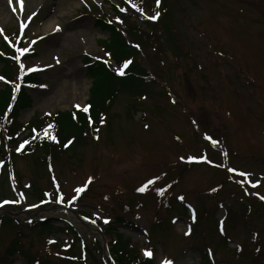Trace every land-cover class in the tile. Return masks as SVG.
<instances>
[{
    "label": "rangeland",
    "instance_id": "374dc122",
    "mask_svg": "<svg viewBox=\"0 0 264 264\" xmlns=\"http://www.w3.org/2000/svg\"><path fill=\"white\" fill-rule=\"evenodd\" d=\"M157 11L156 22L145 18ZM120 14L143 34L126 38L148 79L138 93L115 96L95 134L58 161L17 156L0 170V264H85L83 241L108 264L115 232L140 258L150 250L152 264H264V0H0V58L16 54L8 69L0 61V77L11 69L29 99L18 123L84 108L86 60L118 68L96 19L119 28ZM18 29L23 54L10 41ZM5 85L3 77L0 92ZM39 191L45 205H37ZM72 245L80 257L69 262Z\"/></svg>",
    "mask_w": 264,
    "mask_h": 264
},
{
    "label": "trees",
    "instance_id": "16d2710c",
    "mask_svg": "<svg viewBox=\"0 0 264 264\" xmlns=\"http://www.w3.org/2000/svg\"><path fill=\"white\" fill-rule=\"evenodd\" d=\"M115 10V9H114ZM116 11V10H115ZM114 11V12H115ZM116 13V12H115ZM165 14V12H164ZM122 22H120L119 28L107 23L103 18H97L98 26L107 31L109 34V41L105 43V49L110 53L111 57L117 64H121L125 60H130L131 65L123 76H117L109 65L103 64L100 61L90 63L89 59L86 60L89 77L91 78V87L89 89V97L87 105L89 111L72 110L65 113H56L48 118H33L27 125L29 134L26 139L29 141L24 150L15 154L11 152V148L16 145L17 139L21 134V125L17 121L18 111L29 106V99L26 96L24 90L20 88L16 96H13L15 91V84L12 82L13 73L7 70V73H3V77L8 81V85L4 86L3 91L0 92V159L7 162L13 161V159L19 155L23 157L30 155L32 160L37 161L39 164H50L52 160L58 161L61 156L66 155L68 151L75 146H80L83 141H86V135L88 131L95 134V130L101 123L104 117L107 118V113L112 105L115 96L122 92H130L132 94L138 93L139 86L144 84V81L148 79V73L136 60H133V55L140 53V49L130 47L128 43V34L133 38L137 36L139 39H143V34L136 28H130L126 21L125 16L120 14ZM166 20V19H165ZM162 29L166 30L167 37L172 42V34L166 29V23L160 21ZM135 34V36H134ZM125 35V37H124ZM147 39L150 40L154 36L147 35ZM16 37V32L13 35L12 42ZM107 44V45H106ZM2 47L7 53H10L8 46L3 44ZM12 53L9 56V60L14 58ZM4 58H0V61L4 63L5 68H9L10 61ZM14 62V61H13ZM32 75L26 76L24 82H31ZM149 81V80H148ZM146 81V82H148ZM138 90V91H137ZM140 95H144L140 94ZM14 98L12 109L8 112L7 109ZM105 124L107 125L106 121ZM49 125L51 127L49 128ZM47 129V131H45ZM52 135L56 139V143L52 142L49 136ZM71 141V143H68ZM67 144V147L64 145ZM5 149L2 150V149ZM28 157V156H26ZM36 191V190H35ZM40 193V194H39ZM38 199H42L43 193L39 191ZM96 195V194H93ZM123 212L129 214L133 211L129 205L121 206ZM1 219L8 224H12V219L7 217V214H3ZM123 218L117 217V223L122 222ZM158 225L159 222H154ZM5 224V223H4ZM153 224V223H152ZM40 230L49 228L47 224L42 223ZM44 225V226H42ZM38 228V227H36ZM102 230V229H101ZM113 240L109 243L108 253L109 264H152V260L140 258L138 247L131 243V240L120 233H113ZM82 243V252L85 255V264H102L94 249L86 247L85 242ZM17 245V243H16ZM14 244V247L16 246ZM100 247L98 246V249ZM70 258L67 260L72 262L77 256L80 257L79 246L77 248L72 245L69 247ZM77 252V253H76ZM38 264V263H35ZM39 264H50L49 261Z\"/></svg>",
    "mask_w": 264,
    "mask_h": 264
},
{
    "label": "snow or ice",
    "instance_id": "6c2138e0",
    "mask_svg": "<svg viewBox=\"0 0 264 264\" xmlns=\"http://www.w3.org/2000/svg\"><path fill=\"white\" fill-rule=\"evenodd\" d=\"M11 2H12V0H9V3H11ZM19 2H20L21 4H23V3L25 2V0H19ZM156 5H157V7H159V5H160V0H156ZM132 7H133V8H136L137 11H141V14L143 15L142 10H140L139 8H137V6H136L134 3L132 4ZM120 11L123 12V11H125V9L121 8ZM32 15H35V13H33ZM159 15H160V13H159V11H157L154 15L146 16L145 18H146V19H150V20L155 21V20L159 17ZM29 19H31V17H29ZM23 27H24V26L21 25V28H23ZM55 30H56V31H59V26H57V28H56ZM32 43H35V41H33ZM16 51L19 52V53H21V54H23V53L28 52V51H29V48H28V47H25V48H22V49L18 48V49H16ZM17 59H19V57H17ZM57 63H59V60H57ZM130 63H131V61H124L123 65H122L121 67L117 68V70H116V74L119 75V76H123V75H125L124 69L127 68L128 65H129ZM23 67H24V66L21 64V68H23ZM38 70H39V69H36V68H30V69H28V71H38ZM0 80H3V77H0ZM17 87H18V86H17ZM41 87H44V86H41ZM76 107H77V108H80V105H76ZM83 111H84L85 113H87V112L89 111L88 107L85 106V107L83 108ZM101 122H103V120H102ZM194 123H195V122H194ZM50 127H51V125H49V128H50ZM145 127H147V125H145ZM45 131H47V129H46ZM49 138L55 140V137H53V136H49ZM205 139H211V138L208 137V136L206 135V136H205ZM25 143H27V142H25ZM68 143H71V141H69ZM216 144H217V141L212 140V145L215 146ZM67 146H68L67 144L64 145V147H67ZM21 147H23V145H21ZM17 151H19V149H17ZM181 159H184V158L182 157ZM187 159H188L189 161H194V160H198V159H199V160H203L205 163H211V161H209V160L207 159L206 156L199 157V158L191 157V156H190V157H188ZM228 171L231 172V171H234V169L229 168ZM240 175H242V176H246V175H250V174L240 173ZM90 179H91V178H89V180H90ZM151 183H153L152 180H149V181L147 182V184H151ZM258 183H259V181H257L256 183H254V184L252 185V187H256ZM147 184H145V185L139 187V188L137 189V191H138V192H141V193L145 192L146 189H147ZM85 188H86V185H85V186H82V187H77V188L75 189V192H76L77 194H80V193H82L83 191H85ZM159 194L162 195L163 193L160 192ZM259 198H260L261 200H264V196H260ZM60 199H61V198H57L56 202L59 203V202H60ZM74 199H75V197H74ZM179 199L183 200V197H179ZM7 203H19V201H4V202H3V204H7ZM0 206H3V205L0 204ZM107 222H108V221L105 220V223H107ZM221 232L223 233V229H222V228H221ZM188 234H189V232H186V233H185V235H188ZM50 243H51V241H50ZM237 248H238V250H239V246H237ZM209 254L211 255V253H209ZM143 255H144L145 257L150 258V257H152L153 253H152L150 250H145V251L143 252ZM162 264H173V262H172V261H169V260H167V259H165V260L162 262Z\"/></svg>",
    "mask_w": 264,
    "mask_h": 264
}]
</instances>
